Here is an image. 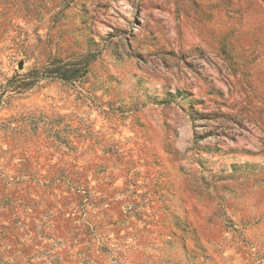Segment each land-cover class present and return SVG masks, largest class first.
Returning <instances> with one entry per match:
<instances>
[{
  "label": "rangeland",
  "instance_id": "obj_1",
  "mask_svg": "<svg viewBox=\"0 0 264 264\" xmlns=\"http://www.w3.org/2000/svg\"><path fill=\"white\" fill-rule=\"evenodd\" d=\"M0 264H264V0H0Z\"/></svg>",
  "mask_w": 264,
  "mask_h": 264
}]
</instances>
